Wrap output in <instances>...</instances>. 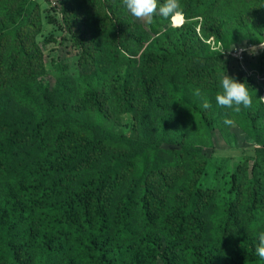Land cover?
Masks as SVG:
<instances>
[{
  "label": "trees",
  "instance_id": "1",
  "mask_svg": "<svg viewBox=\"0 0 264 264\" xmlns=\"http://www.w3.org/2000/svg\"><path fill=\"white\" fill-rule=\"evenodd\" d=\"M92 3L94 15L84 21L94 29L79 30L83 77L77 92L95 106L94 121L71 104L72 85L58 93L42 81L35 41L40 2L0 0V264H264L255 251L258 239L246 235L243 221L264 215V201H233L237 179L222 198L191 161L186 180L155 163L142 169L136 163L146 147L182 135L167 101L181 95L183 106L192 104L190 86L215 70L197 26L151 25L147 31L118 16L114 0ZM220 31L217 24L214 35ZM102 39L108 47H101ZM115 41L144 49L140 63L131 50H112ZM121 56L134 57L127 68ZM164 83L173 86L169 93L161 90ZM202 94L201 102L215 100L211 92ZM211 108L222 114L216 104ZM114 109L130 115L128 128L116 129ZM211 115L204 111V120ZM240 116L248 121L251 111L242 108ZM253 135L264 155V139ZM246 179L250 197L258 189L264 193L261 180ZM207 220H225L218 239L206 234ZM234 240L240 248L229 254L224 243Z\"/></svg>",
  "mask_w": 264,
  "mask_h": 264
},
{
  "label": "rangeland",
  "instance_id": "2",
  "mask_svg": "<svg viewBox=\"0 0 264 264\" xmlns=\"http://www.w3.org/2000/svg\"><path fill=\"white\" fill-rule=\"evenodd\" d=\"M37 1L40 2L41 28L35 36V41L43 56L42 81L51 91L56 90L58 93H62L67 84L72 85L71 104L78 106L82 116L94 121L97 119L95 106L93 105L90 109L79 91L77 92L80 85L78 79L83 77V71L78 63V59L83 55L80 48L83 37L79 30L90 32L94 29L93 25L90 26L88 21H84L86 17L94 15L91 10L94 8L92 0ZM159 2L162 4L164 1L159 0ZM113 4L112 10H115L118 16L127 17V21L131 20L147 31L151 25L163 30L171 26H182L185 23L195 24L198 33L208 46L207 54L215 65V70L207 72V77L202 84L195 82L199 85L198 87L190 86L192 104L183 106L184 103L177 98L181 95H177L174 101L170 99L167 101L176 114L174 123L182 126L184 132L182 135L172 133L163 140L146 147V155L137 156L138 168H144L146 162L149 166L155 163L161 170L165 172L172 170L175 176H181L186 180L183 170L187 173L188 161H191L202 167L204 173L209 174L208 185L217 188L221 194H225L222 198L228 197L234 190L233 201L236 203L247 199L248 206H251L255 202L264 201V193L260 189H258V196L250 197L254 190L246 179L249 175L261 180L264 184V155L258 152V148L262 145L257 142L258 140L256 141V135H253V133L258 134L264 139V99H262L264 98V50L257 47L255 54H250L249 51L239 52V49H251L253 45L259 46L260 42L264 41V0H181L183 12L180 15V21L157 15L152 24L136 20L122 4V0H114ZM217 24L221 26L218 36L214 35ZM205 32L209 35H205ZM176 35L178 36L179 33ZM220 35L221 38H219ZM88 39L91 40V35ZM100 43L101 47L107 46L104 39ZM133 46L135 45L127 41H115V46L111 45V48L115 52L118 49L131 50L137 54L136 58L140 63L139 57L144 49ZM94 54L99 57L97 53ZM121 57L120 62L123 63V68H127L130 65L129 60L134 58L133 56ZM104 59L108 62L110 57L106 54ZM138 70L139 67L134 69V71ZM227 74L248 85L253 97L252 107L248 108L251 111L248 121L241 119V111L236 113L231 109L220 107L216 100L212 99L209 103L211 106L216 104L222 109V114H217L210 107L208 110L212 112V115L209 121L204 120L203 112L207 109L202 107L203 101L201 102L193 95V90L200 88L203 93L211 92L215 97L221 91V76ZM210 77H213L215 82ZM61 87L63 89L59 91ZM172 87L164 83L161 90L169 93ZM99 90L100 88L97 89ZM65 91L71 93L70 90L65 89ZM168 96L170 98V95ZM88 100H92V97ZM192 106H198L201 113H195ZM110 115L116 117L119 122L116 126L117 130L128 128L132 124L130 115L121 110L114 109ZM226 118L232 119L234 125L226 126L224 123ZM246 127L248 129H245ZM235 179L238 180L239 186L230 191ZM213 213L219 215L221 210L217 209ZM263 218L264 215L261 212L257 220H243L246 235L257 240V234L264 231ZM224 221L207 220L206 234L212 239H218L222 235ZM140 223L142 220H139ZM142 224L145 225V223ZM237 227L233 226L232 229L235 230ZM224 244L226 246L224 251L229 254L240 248L239 240ZM218 246L221 250L222 244Z\"/></svg>",
  "mask_w": 264,
  "mask_h": 264
},
{
  "label": "clouds",
  "instance_id": "3",
  "mask_svg": "<svg viewBox=\"0 0 264 264\" xmlns=\"http://www.w3.org/2000/svg\"><path fill=\"white\" fill-rule=\"evenodd\" d=\"M122 4L136 20L148 24H152L157 15L175 21L176 17L182 15L183 12L181 0H164L162 4L159 0H122ZM257 47L264 50V41H261L259 46L253 45L251 49H239V52L249 51L250 54H255ZM220 86L221 91L215 96L218 106L231 109L236 113H239L242 108L248 109L252 107L253 97L246 83H241L227 74L221 76ZM193 95L202 97L203 94L200 88H195ZM202 107L208 109L211 104L207 99H204ZM224 123L226 126L234 125V121L229 118H226ZM257 239L256 255L261 260H264V231H260L257 234Z\"/></svg>",
  "mask_w": 264,
  "mask_h": 264
},
{
  "label": "bare ground",
  "instance_id": "4",
  "mask_svg": "<svg viewBox=\"0 0 264 264\" xmlns=\"http://www.w3.org/2000/svg\"><path fill=\"white\" fill-rule=\"evenodd\" d=\"M177 21H180V16L178 18H176Z\"/></svg>",
  "mask_w": 264,
  "mask_h": 264
}]
</instances>
